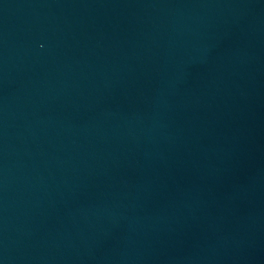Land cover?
<instances>
[{
	"label": "water",
	"instance_id": "obj_1",
	"mask_svg": "<svg viewBox=\"0 0 264 264\" xmlns=\"http://www.w3.org/2000/svg\"><path fill=\"white\" fill-rule=\"evenodd\" d=\"M0 264H264V0H0Z\"/></svg>",
	"mask_w": 264,
	"mask_h": 264
}]
</instances>
